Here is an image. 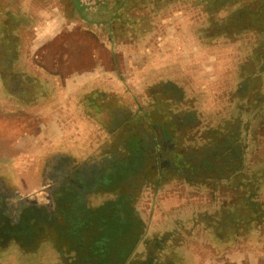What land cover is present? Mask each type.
<instances>
[{
    "label": "rangeland",
    "instance_id": "rangeland-1",
    "mask_svg": "<svg viewBox=\"0 0 264 264\" xmlns=\"http://www.w3.org/2000/svg\"><path fill=\"white\" fill-rule=\"evenodd\" d=\"M0 105V222L35 227L0 235V264H74L88 233L62 242L27 209L59 219L55 167L81 189L134 153L82 198L139 219L115 263L264 264V0H0Z\"/></svg>",
    "mask_w": 264,
    "mask_h": 264
},
{
    "label": "trees",
    "instance_id": "trees-1",
    "mask_svg": "<svg viewBox=\"0 0 264 264\" xmlns=\"http://www.w3.org/2000/svg\"><path fill=\"white\" fill-rule=\"evenodd\" d=\"M227 151L231 153L234 151V148L229 145ZM132 159L134 160L133 157H130L124 163L113 164V171H119L123 174L134 171L139 167V163L142 159L139 161L135 159V166L129 163ZM66 184L69 183L63 185ZM70 187L75 191L70 194L66 193L62 196L61 200L63 204L68 207L70 206V208H68V210H63V207H61L57 215L59 219L55 215H51L44 210H29V212L32 211L35 214H44V219L38 229L44 231V228H42L43 226L54 227L58 239L62 242L72 241L74 239L76 242H83V240H85V234L88 233V242L86 246L84 245L86 252L81 255L74 264H117L114 261V255L116 254L115 258H119L123 256V253L126 258L129 249L132 247V235L140 224L139 219L133 216L132 210L128 207L126 198L121 197L117 202L108 204V206L101 210L87 211L83 210L84 208L76 210L79 205L80 190H78L76 185H71ZM27 215L28 214H25L24 216ZM5 220L2 223L0 222V225H2V228H0L1 236L10 235V233L18 228L21 237L19 239H22L21 241L25 243L32 240V236L35 234V227L33 225L26 223L23 229L19 226L17 228L11 226L4 228V224H6ZM4 238L6 239V237ZM81 246H83V244Z\"/></svg>",
    "mask_w": 264,
    "mask_h": 264
},
{
    "label": "flooded vegetation",
    "instance_id": "flooded-vegetation-1",
    "mask_svg": "<svg viewBox=\"0 0 264 264\" xmlns=\"http://www.w3.org/2000/svg\"><path fill=\"white\" fill-rule=\"evenodd\" d=\"M133 153V152H132ZM141 154H132L131 157L134 158V160L132 159L131 163L132 166H135L136 165V161L135 159H138V161L141 159L142 156H140ZM60 166V165H59ZM59 166L58 167H55L54 170H53V174L56 175V181H55V184H56V194L59 193L57 195V202L58 204H60L61 200H62V196L65 195L66 193L70 194V193H73V191H75L74 189H72V187H68L67 188V184L66 185H63L66 181H68V176H66L63 171L61 169H59ZM98 172V171H96ZM94 170H92L90 173H86L84 174L83 176L80 175V174H77L73 179H71L70 181L71 182H77V180H86L88 182V185L86 186H83L81 189L78 187V190H80V200H79V205H78V208L77 209H80V208H83V202H82V198H84V196L88 193H92V192H95L97 191V189L99 187H105V186H108L113 180H114V177H115V174H119L120 172L119 171H113L112 168H109L107 170H104V171H101V172H98L96 173ZM67 183V182H66ZM77 186V184H75ZM65 203V202H64ZM62 206L60 207H64L65 204H63L61 202ZM73 207V206H72ZM48 208H30V209H27V210H47ZM83 210H86L83 209ZM26 214V213H25ZM25 214L22 215V221H21V228H25L24 225L26 224L27 222V216H24ZM24 217V219H23ZM5 225V228L9 227V226H12L13 224H4ZM2 226V225H1Z\"/></svg>",
    "mask_w": 264,
    "mask_h": 264
},
{
    "label": "crops",
    "instance_id": "crops-1",
    "mask_svg": "<svg viewBox=\"0 0 264 264\" xmlns=\"http://www.w3.org/2000/svg\"><path fill=\"white\" fill-rule=\"evenodd\" d=\"M31 88L29 92H25V94H20L22 95V99L21 102L25 103V102H29V100L25 99V95H31V96H35V98H37L38 96H40V93L38 90H36L38 87L36 84H28L27 88ZM17 96V93H11L10 98L9 99H13L12 97ZM13 102H15L13 100ZM1 106V105H0ZM55 130V129H54ZM59 134L57 132H55L54 134H46L45 131L43 133H40L37 137H35L33 140L37 141V146L36 149L39 150L40 152H42V154L44 153V151L46 150H51V149H58L61 145L64 144V140H62V132L60 127L58 128ZM58 137V138H57ZM27 137L21 136L20 141L15 144L14 146H12L13 151H21L20 156L22 157V153L25 155L26 151H28V148L24 145V143H26ZM26 139V140H25ZM47 139H49V141H46ZM10 149V148H9ZM17 158V161H21L19 159H23V157L21 158ZM25 157V156H24ZM20 164V163H19ZM17 164V165H19ZM16 165V164H15Z\"/></svg>",
    "mask_w": 264,
    "mask_h": 264
}]
</instances>
